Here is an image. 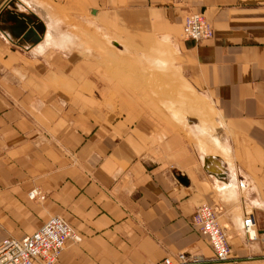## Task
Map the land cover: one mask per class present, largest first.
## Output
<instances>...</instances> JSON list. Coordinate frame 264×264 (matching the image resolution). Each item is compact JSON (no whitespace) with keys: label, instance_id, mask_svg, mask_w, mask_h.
I'll use <instances>...</instances> for the list:
<instances>
[{"label":"crops","instance_id":"1","mask_svg":"<svg viewBox=\"0 0 264 264\" xmlns=\"http://www.w3.org/2000/svg\"><path fill=\"white\" fill-rule=\"evenodd\" d=\"M66 4L73 19L88 11L84 21L103 35L127 31L139 53L166 44L208 121L194 107L175 121L123 76L115 89L106 62L73 50L61 24L35 20L41 43L68 34L67 48L21 46L0 30V240L57 216L81 242L68 241L54 264H159L181 253L201 264H264V247L242 232L248 212L264 229V0ZM192 14L211 25V39H183ZM201 205L222 208L227 261H212L192 223Z\"/></svg>","mask_w":264,"mask_h":264},{"label":"rangeland","instance_id":"2","mask_svg":"<svg viewBox=\"0 0 264 264\" xmlns=\"http://www.w3.org/2000/svg\"><path fill=\"white\" fill-rule=\"evenodd\" d=\"M29 1L31 2V0ZM67 1L68 0H33V2L40 3L38 6L46 11V18L44 20L41 19L42 22H53V26L61 24L68 30L67 32L69 34L75 35L76 42L73 50L81 53L82 57L87 56L99 62H106L107 72L115 83V89L123 82L122 76L125 80L136 81L151 95L154 101L157 103L159 102L164 108L163 102L166 101L177 104V106H182V103L178 101V95L180 89L185 85L192 91V95L189 96L190 99L188 101L190 107L197 108V105L201 103L176 67L178 63L176 57L171 55L172 60L165 69L153 68V59L151 58V55H153L151 54L153 53L152 51L159 50L158 47H164L166 44L161 42L159 44L160 46L157 45L155 48H152L151 52L139 53L134 44L136 38L129 36L127 31L112 30L110 35H103V33L97 30L98 26L86 23L84 21L85 17L90 16L88 11H77L76 9L80 17L78 20L70 18L69 13L74 10L71 9V5L66 4ZM19 2L21 3L20 8L28 9L27 11L33 12L32 8L29 9L27 6L28 2L24 0V3L21 0H19ZM69 36L70 35L65 34L60 39ZM44 39H46L44 43L46 42V45L50 47L54 45V42H58L48 33L45 34ZM72 39L74 40V38ZM148 61L150 62L151 68H149ZM175 121L180 122L178 120Z\"/></svg>","mask_w":264,"mask_h":264},{"label":"built area","instance_id":"3","mask_svg":"<svg viewBox=\"0 0 264 264\" xmlns=\"http://www.w3.org/2000/svg\"><path fill=\"white\" fill-rule=\"evenodd\" d=\"M184 40L202 42L213 36L211 25L199 14L187 16L183 21ZM42 200L43 197H40ZM219 206L201 205L193 215L192 223L206 237L213 252L212 261L224 262L230 258L226 232L219 226ZM242 232L249 243L264 247V229L256 227L253 214L248 212L242 220ZM68 241L80 243V237L60 217H50L33 234L22 239L6 237L0 240V264H54ZM206 260L198 255L178 254L166 257L159 264H201Z\"/></svg>","mask_w":264,"mask_h":264},{"label":"bare ground","instance_id":"4","mask_svg":"<svg viewBox=\"0 0 264 264\" xmlns=\"http://www.w3.org/2000/svg\"><path fill=\"white\" fill-rule=\"evenodd\" d=\"M21 1L23 2V0H21ZM17 5H18V7H20L21 3L19 2ZM27 6L29 7V9L32 8L33 12H31V13L35 14L40 19L44 20L46 18V13H45L46 11L42 7H40L38 5H34L30 2L27 3ZM72 38H74V37H72V36H69L67 38L64 37L63 39L58 40V42H54V45L51 47H57L58 46L60 48H67V46L73 45L75 38H74V40ZM44 45L46 47H49V45H46V42L41 43L39 45V47L40 46L44 47ZM41 49H42V47L40 48V50ZM158 49L159 50L152 51L153 53H151V54H153V55H151V58L153 59L152 60L153 68H157V69L162 70V69L167 68V66L169 65L170 54H169V51L167 50L166 46L161 47V48L158 47ZM183 87H182V89H180V91H179L180 93L178 95V99H179L178 101H180L182 103L181 104L182 106H177V104H173V103H170L167 101L163 102L164 108L166 109V111H168L173 118H175L176 120H179V121H186V119H187L186 110L190 107L189 106L190 103H188V99H190L189 96L192 95V91L189 88H187V86L184 85ZM184 104H186V105H184ZM187 105H188V107H187ZM199 108H200V105H197L196 116H198L199 120H201L202 122L208 121V118L203 116L204 111H200L201 109H199ZM182 110H185V111H182ZM189 114H190V112H189ZM197 124H198V122H197ZM207 125H208V123H207ZM199 127H197L196 129H199ZM200 129L203 131L210 130L209 132H211L213 130V129H206L203 124L200 127Z\"/></svg>","mask_w":264,"mask_h":264},{"label":"water","instance_id":"5","mask_svg":"<svg viewBox=\"0 0 264 264\" xmlns=\"http://www.w3.org/2000/svg\"><path fill=\"white\" fill-rule=\"evenodd\" d=\"M17 4V0H0V30L6 31L14 40L20 38L19 45L33 47L42 41L45 28L42 23L35 22V14L19 12ZM179 181L183 182L182 179Z\"/></svg>","mask_w":264,"mask_h":264}]
</instances>
